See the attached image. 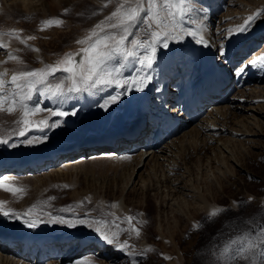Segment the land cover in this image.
I'll return each instance as SVG.
<instances>
[{
	"label": "bare ground",
	"instance_id": "bare-ground-1",
	"mask_svg": "<svg viewBox=\"0 0 264 264\" xmlns=\"http://www.w3.org/2000/svg\"><path fill=\"white\" fill-rule=\"evenodd\" d=\"M64 1L0 0V10L5 9L11 12L20 10L29 13L41 10L43 15H47V13L53 14L56 10L63 9L65 5L62 2ZM82 1L84 0H66L67 3ZM85 1L89 2L90 5H104V0ZM246 2L247 0H195L196 12L184 18L183 27L185 29L194 28L191 20L206 17L204 23L207 27L204 35L208 41V47L196 44L191 37H185L182 42L170 41L168 48L158 46L155 63L151 69H141L135 60L130 59L124 68L126 76L143 75L147 72L152 77L144 91H132L130 94L121 96L116 106L106 114L101 113L103 108L99 105L108 95H116L122 91L121 89L109 87L93 94L87 92L76 94L73 100L60 105L61 108L71 103L76 105L77 114L63 118L61 123L67 128L68 133L59 138L50 139L35 148L15 146L8 152L7 149H0V180L3 184L11 186V182L16 178L32 183V187L28 188L26 196L22 195L19 198H15V193L0 188V201L6 202V209L11 208L21 214L20 218H16V225L19 228L47 229L55 249L43 261L36 263L29 254L22 253L16 246L7 242H0V264H131L134 256L121 252L114 245L106 243L94 231L98 225L92 224L90 227L87 224L76 223L80 219L89 222L93 219H103L98 218L96 212H90V210L88 212L84 209L73 210L66 199H60L56 207L49 205L43 211L39 210L42 206L37 205V203L45 201V197L49 194L51 182L55 179L58 181V179L64 180L65 177L71 176L70 178H72L74 176V179L70 180L71 188L67 192L68 198L77 204H82L81 202L99 204L100 210H103L102 206L105 207L106 201H108L107 196L103 197L102 192H99L91 184L79 185L78 179L80 174L87 175L89 155H94L98 151L104 152L102 154L114 157L119 161L127 162L126 167L122 168L120 172V174L125 175L120 194L112 193L110 195L111 218L103 219L109 223L99 225V227L102 231L106 229L116 231L117 229L113 227L112 222L115 221L119 224L117 217H133L137 210L140 211V217L144 219L148 206V195H152L156 204L157 222L155 229L161 239L158 247L163 259L169 257L168 247L171 240V229L167 225L164 226L162 219L167 215L173 216L177 213L190 219L191 225L194 226L195 219L185 210L191 204L187 199L189 192L193 197L194 211L199 210L209 214L214 207L224 206L226 202L229 203L228 207H232V202L235 201L233 193H228L226 186L221 183L222 179L228 175L231 177V181H228L229 186H234L240 190L248 198L247 200L252 197L254 198L252 199L253 202L262 203L264 201V190L263 193L252 196L245 184H237V179H243L242 176L248 177L251 174L249 168H244L241 164L240 160L243 158L241 153L233 152L230 148L233 142L235 145L246 142L250 146H256L254 145L256 140L264 136V103L261 104L263 98L260 96L251 98L249 96L252 92L264 91V72L256 70V66L259 68V65L247 67L243 74L232 72L234 77L245 80L247 84H241L239 94H234L231 98L228 96L231 88H233L231 84L233 77L229 75L231 66L235 65L236 69L241 64L248 65L250 60L264 56V13L259 16L250 30L248 28L246 32L237 31L232 36L228 31L242 25L247 19L245 17L253 15V13L250 15L245 13ZM225 5L229 8L226 13L218 16L222 24H217L214 32L217 40H214L211 28L218 11L226 7ZM140 28L142 29V26ZM4 29L0 32L7 33V28L4 27ZM17 34L23 38L19 31ZM229 35L231 39L227 42ZM0 39L7 44L6 49H0L2 51L0 52V72L7 70L5 79L10 80L14 74L11 67L20 63L7 60V53L14 52L22 60V53L18 52L25 44L17 39L7 37V35L0 37ZM244 40L247 41L245 42L247 47L241 46ZM218 45L226 53L225 56L216 57L215 49ZM241 51H243L242 56ZM137 52L143 54L141 49H137ZM203 54L209 61L208 69L204 73L200 63ZM5 61L7 62L5 63ZM207 77L210 78L209 81L211 82L209 92L220 93L218 96L213 95L215 97L209 100L203 95L206 94ZM173 93H180L181 96L186 94V106L177 103V96ZM39 96L41 104L50 108L57 107L55 99L46 94ZM225 100L230 101V103H226ZM206 106L209 108L205 109ZM148 109L153 113L151 117L161 115L162 112L166 111L173 114L179 121L173 132L169 135L160 136V142L155 147H148L143 140L137 141L132 136L135 131L142 132L140 127L143 120L137 121L141 114L146 113ZM203 114L205 116L201 119ZM238 115H241V118L236 119ZM200 121L203 124L202 128L200 126L197 129ZM220 121H223L222 124L219 123L222 126L220 125L218 128L217 124ZM228 122L229 124H227ZM113 126L124 128L112 130ZM204 131H209L211 138L208 139V142L215 140L214 144L209 143L206 149L201 150L202 157L197 156L187 163L180 156V152L188 144H194L193 147L196 148L194 152H197L200 146L199 143L197 144L195 134L202 136ZM47 132L48 130H45L41 133L45 135ZM224 132L228 133V137H218L220 133ZM124 137H128L130 140ZM153 144L155 145V142ZM7 145L9 147L10 144ZM134 148L138 150L136 151ZM201 148L203 147L201 146ZM68 149L69 152H60ZM134 150L135 152L129 153ZM262 152L259 150L258 153L262 155ZM7 161H11L14 165H8ZM43 182L42 189L37 190L38 185ZM125 189H127V193L133 192L135 195L134 192L136 191V194H141L142 199L138 201L139 203L134 204L133 199L123 196ZM187 190L189 192L186 193ZM34 204L36 208L33 209L30 218L37 219L39 217V219H37V226L30 228L25 223V219L29 217H25L23 214ZM113 204L116 206L112 207ZM52 209L56 210L53 211ZM48 213L63 217L75 226L69 227L65 223L50 222ZM132 224L139 228L134 220ZM126 225L128 228L129 225L127 223ZM91 232L95 233L96 240L89 243H79L73 251L70 248L72 243L69 245V249L59 248L61 245L63 246L64 238L73 239L76 237L84 240L83 236ZM136 238L134 232L131 235L128 232H123L119 236L121 242L128 240L134 253H136L134 247ZM152 246V242L140 230L137 248L149 249ZM177 251L179 252L178 249ZM151 253L153 254V252ZM165 260L168 261L169 259Z\"/></svg>",
	"mask_w": 264,
	"mask_h": 264
},
{
	"label": "snow or ice",
	"instance_id": "snow-or-ice-1",
	"mask_svg": "<svg viewBox=\"0 0 264 264\" xmlns=\"http://www.w3.org/2000/svg\"><path fill=\"white\" fill-rule=\"evenodd\" d=\"M113 2L116 3L115 10L88 30L83 38L76 41L77 44L82 45L76 52L65 53L53 64H45L41 68L15 72L10 80L5 79L7 70L0 72V111L12 114L18 109L22 112L21 118L16 121L18 125H22L17 132L19 137H26L28 131L34 126L40 131H45L49 128L59 127L63 118L75 116L77 114L75 109L67 110L61 108L60 105L71 100L76 94L85 92L93 94L109 87L121 89L122 91L116 95H108L99 105L107 110L110 106L118 103L121 96L130 94L132 91H144L152 77L147 72L143 75L125 76L124 68L130 59L135 60L141 69H151L155 63L157 47L168 48L170 41L182 42L185 37H191L196 44L204 47L209 46L204 35L207 27L204 23L206 17L191 20L194 28L185 29L183 27L184 18L196 12L195 0H107V3ZM107 3L104 5L105 7ZM67 11L65 9V13ZM261 14V12H257L248 16L242 25L235 29H229V33L246 32L252 21ZM63 23L62 19L49 18L42 21L40 30L43 31L45 28L53 26L59 27ZM140 26H142V30ZM4 35L19 40L30 50L39 51V49L27 45V40L35 39L34 36L24 39L17 34L16 30L8 33L0 32V37ZM6 48L7 44L0 39V49ZM137 49L143 50V54L137 52ZM218 51L222 57L226 55L223 50ZM7 60L22 63L14 52L7 53ZM257 64L264 65V56L250 60L248 65L241 64L235 69V72L243 74L247 67ZM38 92L55 99L57 107L45 109L40 106L39 102L30 103ZM6 104L7 108H5ZM45 111L49 113L48 117L36 121L30 119L31 116ZM53 117L56 119H52ZM43 139L36 138V141L42 142ZM36 141L28 140L27 143L31 144ZM0 143L8 144L9 140L0 138ZM65 187L67 186L65 185ZM0 188L12 193L22 191L14 186L3 184L2 180H0ZM252 199L254 198L249 197L248 202H251ZM232 203L233 206L238 207L246 202L233 201ZM5 204V201H0V214L21 217V214L16 210L6 209ZM115 206V204L112 205V207ZM34 208H36L35 204L23 214L25 217H29L25 219V223L30 228L36 227L37 219H39V217L37 219L30 218ZM227 210L224 206H216L205 219L213 220ZM48 216L50 222L65 223L69 227L75 226L63 217L54 216L51 213H48ZM116 219L126 222L129 225L128 228H121L113 221L116 231L110 229L102 231L99 225L109 223L103 219H93L90 222L80 219L76 223L87 224L90 227L92 224L98 225L94 231L106 243L114 245L121 252L137 255L132 251L128 240L121 242L119 239L123 232H128L129 235L134 232L137 237L140 236V229L132 224L134 217L126 216ZM139 223L145 222L139 221ZM246 223H253V221L249 220ZM201 227H203L202 224L194 222V228ZM149 251L152 250L145 249L144 254ZM212 255L215 258V264H233V262L239 264L241 261L247 262V264H264V224H259L251 231L228 239L222 247H219L218 251L214 249ZM165 259H170V257H165ZM131 264H137V261L132 260Z\"/></svg>",
	"mask_w": 264,
	"mask_h": 264
},
{
	"label": "rangeland",
	"instance_id": "rangeland-1",
	"mask_svg": "<svg viewBox=\"0 0 264 264\" xmlns=\"http://www.w3.org/2000/svg\"><path fill=\"white\" fill-rule=\"evenodd\" d=\"M106 3L107 0H104L103 4L105 5ZM246 3L247 5L244 10L247 15L248 14L250 15L251 13H253L254 15L257 12L264 13V0H260V1L247 0ZM62 4L65 5L63 9H60L58 11L56 10L55 13L53 14L47 13V15H43V11L41 10H37L31 13L20 10H14L12 12L5 9L0 10V31L5 30L4 29L5 27L7 28L8 32L12 30L19 31L22 37L25 39L29 36H34L35 39L27 40L28 42L27 45L35 49H39V51H33L30 50L29 47L24 45L21 51L18 52V53H22L21 54L22 63L17 64V66L11 67L14 73L22 70L41 68L45 64H53L55 61L60 59L65 53L76 52L80 47H82V45L77 44L76 41L78 39L83 38L87 34L88 30L92 29L97 23L104 20L105 17L109 16L110 13L115 10L116 7L115 2L107 3V6L105 7L104 5L102 6L90 5L89 2L85 0L82 2H72V3L71 2L67 3L65 0L64 2H62ZM225 6L226 7L218 11L216 19L211 28L214 34L213 35L214 40H217L216 34L214 33L216 31L215 29L217 28V24L218 25L222 24L220 23L218 16H220L219 14L226 13L229 8V6L228 7L227 5ZM65 9L68 10L66 13H65ZM259 16L260 15L256 17L255 19L256 21L255 20L252 21L249 30L251 27H253L255 22H257ZM49 18H59L62 19L64 23L62 26L48 27L45 28V30L41 31L40 29L42 26V21L47 20ZM231 36L229 35L227 42H229ZM245 42L247 41L244 40L241 46L245 45L247 47L248 45L245 44ZM218 50H221L220 45H218L217 48L215 49L216 52L215 55L217 58L220 57ZM240 54L242 56L243 51H241ZM257 65H259V68L258 66H256V70L264 72V65L261 64H257ZM230 71H229V75H232V72H235V65L231 66ZM232 77H233V81L231 82V84L233 85V88H231V91L228 93V96L230 98L234 94L240 93L241 90H239L240 89L239 87L241 86V84L244 83L247 84L245 80L243 79L240 80L239 77H234V73ZM53 82H57V81H53ZM39 95H40L39 92L36 93L33 96V100L30 103L35 104L39 102L41 107L45 109H52L49 106H45L41 104ZM249 96L251 98L260 96L263 98L261 104L264 103V91L259 93L252 92ZM74 97L75 95L71 100H73ZM225 101L226 103H230V101L227 100ZM116 104L110 106L107 110L103 109L101 113L103 112L106 114L108 111L112 110L116 106ZM7 107L8 105L6 104L5 108ZM75 107L76 105L74 103H71L66 105L64 108L67 110H72L75 109ZM206 108L208 109L209 107L206 106L205 109ZM241 115H238L236 119L241 118ZM21 116H22V112L18 109L14 111L12 114L7 113L6 111H0V138L8 139L9 140L8 144H10L9 147H7L8 146L7 144L0 143L1 150L7 149L8 152L10 151V149L14 148L15 146L16 147L29 146L30 148H35L37 146L46 143L50 139H56L68 133L67 128H65L64 125L62 124L57 128L47 129L48 132L45 134L46 136L41 133L43 131L38 130L34 126L30 131H28L26 137H19L17 135V132L19 128L22 127V125H18L16 121L19 120ZM48 116L49 113L45 111L36 114L34 116H31L30 119L36 121V120L44 119ZM203 116L205 115L203 114L200 118L202 119ZM52 119H56V118L53 117ZM200 122H199L200 125L198 124V126L196 127L197 129L200 126L202 128L203 124L202 122L201 123ZM222 122L223 121L218 122L217 124L218 128H220ZM227 124H229V122ZM209 136H210L209 131H204L202 136L195 134V139L198 141L197 144L199 143L200 148L197 149V152H194L196 151V148L193 147L194 144H188L184 148V150L180 152V156L184 158V160L187 161V163L194 160L197 156L202 157L203 154L201 153V150L206 149L207 146H209V143H211L212 145L214 144L215 140L212 142H208L209 141L208 139L211 138ZM220 136L228 137V133L227 132L220 133L218 137ZM36 138H44V139L42 142H40V141H36ZM28 140H34L36 142L29 144L27 143ZM254 145L256 146H250L246 142L235 145V143L233 142V145H230V148H232L233 152L241 153V155L243 156V158L240 160L241 164L244 168L248 167L249 172L251 174L248 177L242 176L243 179H237L236 180L237 184L238 183L245 184L247 186V189L250 190L252 196H257V193L261 194L263 193L264 190V136H261L258 140H256V143ZM201 146L203 148H201ZM135 150L137 151L138 149ZM135 150L129 153H133L135 152ZM259 150L263 151L262 152L263 156L258 153ZM198 151L200 152L198 153ZM102 153L104 152L98 151V153L96 152L94 153V155L93 154L89 155L90 159L87 161V168H88L87 175L85 176L84 174H80L78 176V179H79V185L85 186L87 184H91L92 186L96 187V189L99 192H102L103 197L107 196L108 201H106L107 204H105V207L102 206L103 210H100L99 207L101 206H99V204H92V202L77 204L68 198L67 192L71 188L70 180L74 179V176L72 178H70L71 176L65 177L64 180L58 179V181L55 179L53 182H51V184H49V191H48L49 194L47 195V197H45L44 199L45 201L43 203H37L38 206H42L39 210L43 211L46 207H49V205L56 207L57 206L56 204L58 201H60V199H66L68 200L69 205L73 210L84 209L85 211L88 212L90 210V212L92 211L96 212V215L98 214V218H103V219L111 218L110 195L112 193L116 195L120 194L122 190L121 185L125 178V175L120 174V172L122 168L126 167L127 162L119 161L114 157ZM19 174L22 175L23 173H19ZM249 177H252V179H249ZM22 181L23 180H21L20 178L19 179L16 178L14 179V181L11 182V186H14L22 190L20 191V193L19 192L15 193V198L17 197L19 198L22 195L26 196L28 188L32 187L31 182L27 183L25 181L23 182ZM228 181H231V177H229L228 175L224 177L221 181L223 186H226L227 192L233 193V197L235 201L237 202L244 201L246 203L238 207L237 206L228 207L229 203L226 202L224 206H227L225 208L228 210L225 211L223 214L219 215L218 217L214 218L213 220H206L205 218L208 214L203 213L202 211L199 210L197 211L193 210V203H192L193 197L190 195L191 193L188 191L189 188L186 191V193L189 192L187 194L188 196L187 199L188 202L191 204L189 208H186L185 210L186 212L189 213L190 216H192L193 219H195V223L202 224L203 227L198 229L194 228V226L191 225L190 223V219L177 213L174 214L173 216L170 215H167L165 217L162 216L164 217L162 219L164 226L167 225L171 229V234H170L171 240L168 247L170 259L168 261L161 258L162 254L158 247V244L161 243V239L155 229L157 222L155 216L156 204L153 200L152 195H148L149 196L148 206L146 207L144 219L140 217V211L137 210L135 215H133L134 217L133 220L139 225L141 232L152 242L153 246L150 247L149 249L152 250L151 252H153V254L150 251L144 254L145 249L137 248V243L139 240V237H137L135 241L136 244L134 245L137 253V255L134 256V260L137 261V264H178V263L215 264V258L212 255L214 249L218 251L219 247H222L223 243L226 242L228 239L234 238L243 232L251 231L255 229L259 224H264V206H262V203H264V201L262 203H256L253 201L248 202L249 201L247 200L248 198H246L244 194L240 190H237L234 186H229ZM65 185L67 187H65ZM43 186H44V182L38 185L39 188L37 190H41ZM134 193L135 195L133 194V192L127 193V189H125L123 191V196L133 199L134 200L133 203L137 204L139 203L138 201L142 199V195L139 193L136 194V191ZM95 205L97 207L96 209H95ZM38 206L37 208H39ZM141 209L143 211V208ZM52 210L54 211L56 209H52ZM249 220H252L253 223H246V221ZM139 221H144L145 223H139ZM119 226L121 228H126L127 225L126 222L119 220ZM177 249L179 250L180 254L177 251ZM233 264H235V262H233ZM239 264H247V262L241 261L239 262Z\"/></svg>",
	"mask_w": 264,
	"mask_h": 264
}]
</instances>
